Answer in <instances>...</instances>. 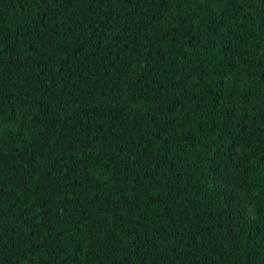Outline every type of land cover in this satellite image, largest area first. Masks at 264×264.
<instances>
[{
  "label": "trees",
  "instance_id": "16d2710c",
  "mask_svg": "<svg viewBox=\"0 0 264 264\" xmlns=\"http://www.w3.org/2000/svg\"><path fill=\"white\" fill-rule=\"evenodd\" d=\"M0 264H264V0H0Z\"/></svg>",
  "mask_w": 264,
  "mask_h": 264
}]
</instances>
